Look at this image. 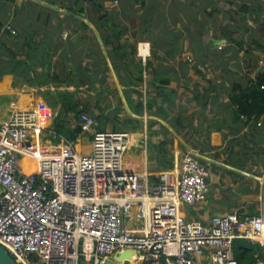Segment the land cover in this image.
Masks as SVG:
<instances>
[{"label":"built area","instance_id":"2783aa9c","mask_svg":"<svg viewBox=\"0 0 264 264\" xmlns=\"http://www.w3.org/2000/svg\"><path fill=\"white\" fill-rule=\"evenodd\" d=\"M4 28L17 33L9 23ZM138 52L145 62L149 43H138ZM48 121L12 104L0 122V245L17 264H109L125 251L130 259L110 264H240L236 239L264 241L263 208L207 222L183 215V205L208 194L209 170L194 153L182 156L178 172L150 183L125 167L130 132L100 131L99 120L82 111L72 127L93 132L83 153L62 136L44 144ZM23 157L34 160V169H24Z\"/></svg>","mask_w":264,"mask_h":264},{"label":"crops","instance_id":"0c3cea01","mask_svg":"<svg viewBox=\"0 0 264 264\" xmlns=\"http://www.w3.org/2000/svg\"><path fill=\"white\" fill-rule=\"evenodd\" d=\"M37 4L62 10L45 0H0V23H3L0 29V40L2 39L5 43L6 49L10 48L15 52V57L11 59L14 66L17 61L21 60L22 55L25 56L29 51V48L24 45L22 34L26 32L24 24L36 22ZM116 7H120L119 2ZM63 17L61 16V18ZM118 19L129 26V32L126 34L129 41L132 40L131 34L136 32L137 27L147 24L149 21L150 26L147 32L136 33L139 39L138 43H149V53L154 48L157 54L155 68L162 74V77L170 80L167 90H172L170 104L163 103V99L158 98V103L162 104L168 112L166 117H162L157 112L148 114L144 111L142 114H137L132 110L126 100L124 86L112 66H110V73L103 83L96 85L99 91H105L104 102L100 99L101 108L106 107L101 121L105 122L106 117L110 121L106 124L105 129L127 131L131 134L132 145L129 152L127 151L128 154L125 155L126 169L131 172L145 173L148 181L155 183L162 172H178L182 156L192 152L208 168L209 177L206 180L208 185L206 200L193 206L184 205L185 207H181V212L188 220L207 222L214 215L230 212H236L240 218H245L257 214L262 208L264 209V167L260 163L264 158V116L256 125L253 123L244 125L243 119L235 120L233 118L228 106L227 95L228 80L232 79L223 73H227V69L229 67L232 69L237 63L231 62L230 65H227L224 61L223 57H227L228 53L223 55V52L220 51L221 47L218 46L217 41L221 38L204 34L199 37L202 40V46H199L198 37L187 40L180 28L172 34L163 33L165 27L171 24L168 19L154 20L155 23L152 24V20H145L136 15V20L132 25H130L131 22L127 16L119 14ZM83 21L93 32H82L81 35H89L94 43L97 42L98 47L105 55L107 50L100 32L88 18L83 17ZM48 22L53 25L56 23V18H52ZM7 23L12 25L18 35L17 33L8 34L9 31L4 28ZM34 28L37 34L33 39L38 42L42 38H46L50 46L51 58L48 62L44 61V65L39 64V60L35 57L28 58L26 60L28 64L36 63L32 69H35L36 73L30 71V78L35 81L37 75H40V71L46 69L51 71L50 77H46L44 82L39 83L37 80L35 84L29 85L19 73L21 67L16 66L13 74H4L0 78V122L8 116L12 104L23 110H37L38 113V108L47 105V107H43L47 111L46 114L50 112L49 115H52L54 110L57 115V109L49 107L47 102L50 99L43 97L41 91L44 88L52 90L56 85H59L52 81V77L64 70V37L67 33L64 32V28L60 32H54L47 28V25L45 27L35 25ZM27 36L30 38L29 33ZM150 41L154 42V45ZM221 42L224 43V39H221ZM6 52L3 50L1 53L4 60L9 59ZM137 54L141 57L138 46ZM255 54L262 57L257 52ZM83 60V64L89 61L88 59ZM260 60L255 69L246 68L247 80L254 78L260 71L263 65ZM243 71L241 74L245 73ZM126 81L128 82V80ZM60 89L62 88L60 87ZM68 89L73 90L72 87ZM130 95L132 100H136L137 97L134 93L131 92ZM146 98L147 93L144 90L142 96L144 104ZM83 99L81 95H78L76 101L79 104L89 102V100ZM24 105L29 109H26ZM168 108L171 109L168 110ZM98 114L97 112L94 116ZM67 116L69 118L68 127L76 128L72 125L78 118L75 119L72 112ZM114 126L119 129L113 130ZM52 131L56 132L53 126ZM58 136L61 135L58 134ZM80 136L82 135L79 134L76 140ZM76 140L69 141L75 145L77 151L81 152L76 147ZM164 141L163 148L168 152L166 155L170 156L172 161L169 157L162 163L150 159L149 147ZM242 143L248 145L247 151L242 149ZM257 146L262 148L260 153ZM246 153L248 154L246 155ZM23 164L28 170L34 169V166L25 161ZM186 207L190 210H186ZM242 240L245 239L234 241L233 251L235 249L236 252H239L243 250V247L248 246L247 242L250 240L245 243ZM256 243L258 245L252 244L255 252V261L252 264H264V241Z\"/></svg>","mask_w":264,"mask_h":264},{"label":"trees","instance_id":"16d2710c","mask_svg":"<svg viewBox=\"0 0 264 264\" xmlns=\"http://www.w3.org/2000/svg\"><path fill=\"white\" fill-rule=\"evenodd\" d=\"M52 5L59 7L58 10L48 6L37 4L36 9V22L24 24L23 32L24 45L29 48L25 56L22 55L21 60L17 61L16 65L11 59L15 57L13 49H6L3 40H0V78L4 74L15 73L16 66L21 67V77L29 84L33 85L35 82H44L46 77H50L51 71L49 69L40 71V75H37L36 80L30 78V71L36 73L35 62L32 65L28 64L26 60L28 58L35 57L39 60V64L48 62L51 58L49 54L48 41L46 38H42L40 41L33 39L37 34L35 25L46 26L54 32H60L64 28V32L67 33L64 37V70L53 75L52 81L58 83L56 85V94L52 95V92L47 89L45 95L50 99L49 107L57 109V115L53 124V129L61 136L75 141L80 134V128L76 127L71 129L68 127V113L72 112L74 118L79 117L80 112L84 111L94 116L93 108L99 111V114L95 117L99 120L98 130L104 131L106 124L109 123V118L106 117L105 122L101 121V118L105 112L104 108L100 106V99H96L94 104L86 102L79 104L76 99L78 98V92L87 93L93 96L95 93L102 94L96 87L97 84L103 83V80L108 77L110 73V66L113 67L115 73L119 76L122 85L124 86V94L126 100L132 110L137 114H142L146 111L148 114L157 112L162 117H166L168 112L163 108L162 104L158 103V98L163 99V103H171L172 90H167L170 83L168 78L162 77V74L155 68V62L157 54L152 48L149 55L143 62L142 58L137 54L138 38L136 33L147 32L150 26L147 24L138 26L136 32L131 34L133 37L129 41L126 34L129 32V26L122 23L118 16H127L130 20V25L136 20V14L132 13V5L138 1H141V7L148 9L151 2L146 4L145 0H117L120 3V7L117 11L106 8L105 4L109 0H45ZM199 2H191L189 5L196 7L197 20L204 19L205 25L208 23H215V20L219 14H225L228 17V23L226 26H221L220 36L214 38H224L230 45L226 46L222 51L228 53L236 58L237 50L243 52L241 56V62L245 66L251 64V70L258 66L259 57L256 52L262 56V67L258 71L254 78H249L245 83L241 78H234L228 80L227 95L229 99L228 106L231 109L232 116L235 120L243 119L244 125H250L253 123L256 125L261 117L264 116V0H198ZM220 1H224L228 5V9L224 10L219 6ZM187 7H178L177 11H184ZM157 11V8H153L151 13ZM165 13H157L156 19L164 16ZM61 16H64L61 18ZM83 17L88 18L94 23L96 29L100 32L103 43L106 47L108 58L105 57L102 50L98 47L97 42L93 41L89 35H81L82 32H93L92 29L83 21ZM252 17L254 24L249 26L247 18ZM56 18V23L51 24L50 19ZM153 19V18H152ZM44 22H40V21ZM39 23V24H38ZM3 23H0V29ZM30 34L27 36V34ZM10 35L11 33L8 32ZM12 35V34H11ZM18 35V32H17ZM202 35H198L199 46H202V40L199 39ZM249 36V37H248ZM151 42V41H150ZM154 45V42H151ZM3 50H6L8 60H4L1 57ZM5 52V51H4ZM230 57V56H229ZM238 57V56H237ZM88 59L85 64L84 60ZM260 60V61H261ZM237 65L233 68L237 71ZM54 73V72H53ZM229 73V72H227ZM248 73V72H247ZM128 80V82L126 81ZM124 81V82H123ZM157 83V84H156ZM61 84V85H60ZM59 86H64L66 89H60ZM72 87L73 90L68 89ZM130 90L136 95V100H132ZM144 90L147 93L145 104L142 100ZM130 92V93H129ZM93 93V94H91ZM153 93V94H152ZM171 108H168L170 110ZM138 122V120H136ZM117 126H114L113 130H118ZM242 149L247 151L248 145L242 143ZM165 141L155 146L149 147L150 159H155L157 162H165L168 152L164 150ZM258 147V152L262 151V148ZM248 153H246L247 155ZM169 160V159H168ZM172 161V158H170ZM261 165L264 167V158L261 159ZM164 167H166L164 165ZM243 243L248 240H242ZM257 244L256 242H253ZM251 241L247 242L246 247L243 250L236 253V259L240 264H252L255 261V252Z\"/></svg>","mask_w":264,"mask_h":264},{"label":"rangeland","instance_id":"374dc122","mask_svg":"<svg viewBox=\"0 0 264 264\" xmlns=\"http://www.w3.org/2000/svg\"><path fill=\"white\" fill-rule=\"evenodd\" d=\"M145 1H146V4H149L151 2L150 6H148V9H146V8L144 9L141 7V1H138L132 5L131 11L134 15L136 14L138 16H141L145 20L150 19L153 21L152 24L155 23L154 20L158 21V20H161L162 18H164V20L168 19L171 21V24L168 25L167 27H165L164 31H162V32L163 33L167 32V34H172L180 28V29H182V33H183L184 38H187V40L188 39L192 40V38H197L199 34L202 36L204 34H207L209 36H220L221 34H219V33L221 32V26H224V25L226 26V24L228 23V17L225 14H219L215 20V23H213V24L211 22V23H208L205 25V23H204L205 21L202 18H201V22H200V19L197 20V14H196L197 8L189 5V3H191V2L198 3L199 2L198 0H145ZM116 4H117V1L115 2L114 0H109L108 2H106L105 6L108 9H113L114 11H117ZM181 6L187 7V9L184 11H177L178 7H181ZM219 6L224 10L228 9V5L224 1H220ZM153 8H157V11H155L154 13L153 12L151 13V10ZM156 12L159 14L164 12L165 15L156 19ZM172 18H174V19H172ZM247 22H248L249 26H252L254 24L252 17H248ZM221 39H224V38H221ZM221 39H218L219 41H217V44H218V46L221 47L220 51H223L224 48H226V46L230 45V42H227L226 39H224V43L223 42L220 43ZM137 46H138V43H137ZM229 54H230L229 55L230 57L229 56L223 57L224 61L227 63V65H230L231 62L237 63L238 64L237 71H236V69H234V68L230 69V67H229L227 69V72H229V73H223V74L228 75V77L231 79L241 78L242 82L245 83L247 81V77H248L247 76L248 74L246 75V73H247L246 68L251 69V65H252L251 63L252 62H249V65L245 66L244 67L245 69H244L243 66L245 64H243L240 61L241 56L243 55V52H239L237 50V56L238 57L236 56V58L234 57V55L232 56L231 53H229ZM223 55H225V54H223ZM257 58L259 60L262 57H257ZM241 71H243L245 73L241 74ZM56 84H58V83L56 82ZM60 87L62 89H64V86H59V88ZM46 91H47V89H45V88L43 91H41V93H43L42 96L49 98L50 97L49 95H47V96L45 95ZM50 91L52 92L53 96L57 95L56 94V88H53ZM101 92H102L101 95H99L98 93L96 95V93H95L93 96H90L84 92H78L77 96L81 95V97L84 98L83 100H85V99L89 100V102L91 104H93L96 99L103 100V97L105 96L104 95L105 91L101 90ZM102 102H104V100ZM47 103L49 104V102H47ZM24 106L26 107V105H24ZM45 106L47 107V105H44L43 107H45ZM43 107L41 106L40 108H38L39 114L40 113L46 114L44 112ZM26 109H29V107H26ZM93 111L96 114H97V112L99 113V111L96 108H93ZM49 113H47V114L49 115ZM51 114L52 115H49V119L50 118L51 119L48 121L49 124H48L47 129L42 131V141L46 145L58 144L61 142V139L59 136H56L54 138L52 133H51L52 126H53L54 121H55L54 117L56 115V111L53 110ZM104 130H106V129H104ZM92 133L93 132H91L90 134L85 133L76 140V147L78 149H80L81 152L86 153L89 151V148L91 145ZM43 134L45 135L44 137H43ZM30 140H32V137H30ZM128 152H127V154H128ZM22 160L29 163V165H32V166H34V164H35L34 160L26 159L25 157H23ZM186 206H188V205H186ZM183 207H185V206L183 205ZM185 209L187 210L188 207H186ZM189 210H190V208L188 209V211ZM236 253L237 252L234 249V251H233L234 257H236Z\"/></svg>","mask_w":264,"mask_h":264},{"label":"water","instance_id":"95a60500","mask_svg":"<svg viewBox=\"0 0 264 264\" xmlns=\"http://www.w3.org/2000/svg\"><path fill=\"white\" fill-rule=\"evenodd\" d=\"M105 56L108 57L106 51H105ZM131 257H132V252L125 251V252L119 253L117 256H114L113 259L106 260V263H109V264L115 263L116 261L117 262L122 261L124 258L130 259ZM0 264H17L2 245H0Z\"/></svg>","mask_w":264,"mask_h":264},{"label":"bare ground","instance_id":"6f19581e","mask_svg":"<svg viewBox=\"0 0 264 264\" xmlns=\"http://www.w3.org/2000/svg\"><path fill=\"white\" fill-rule=\"evenodd\" d=\"M146 50V48H142V51L144 52ZM127 153V152H126ZM23 164V163H22ZM23 167H24V169L26 170V171H29L26 167H25V165L23 164Z\"/></svg>","mask_w":264,"mask_h":264}]
</instances>
